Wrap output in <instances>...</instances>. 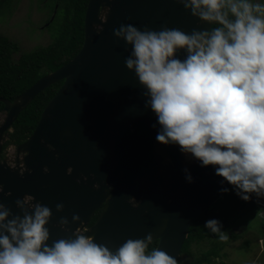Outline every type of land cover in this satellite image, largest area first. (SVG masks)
<instances>
[{
	"label": "water",
	"instance_id": "water-1",
	"mask_svg": "<svg viewBox=\"0 0 264 264\" xmlns=\"http://www.w3.org/2000/svg\"><path fill=\"white\" fill-rule=\"evenodd\" d=\"M121 24L189 33L214 26L193 17L176 0H88L78 53L14 100L0 98V203L10 210L3 224L22 218L15 202L31 196L24 211L31 213L30 205L36 202L51 210L49 246L75 238L77 232L114 252L127 239L152 234L149 244L156 243L155 248L178 263L194 220L232 186L225 182L229 190L222 192L223 178L213 167L202 168L186 160L178 146L157 142L156 117L145 107L135 74L126 68L131 48L114 37ZM60 81L32 134L15 147L16 155L2 157L18 115ZM185 169L193 182L185 179ZM58 203L64 205L63 212L56 211ZM73 213L83 223L73 222ZM61 217L69 221L64 228ZM4 231L0 226V233Z\"/></svg>",
	"mask_w": 264,
	"mask_h": 264
},
{
	"label": "clouds",
	"instance_id": "clouds-1",
	"mask_svg": "<svg viewBox=\"0 0 264 264\" xmlns=\"http://www.w3.org/2000/svg\"><path fill=\"white\" fill-rule=\"evenodd\" d=\"M211 29H138L121 24L114 37L131 48L125 60L143 89L145 107L156 117V140L178 146L200 167H213L243 201L264 197V0H176ZM107 16V10L104 13ZM183 52L184 58L179 54ZM48 171L47 168L44 169ZM185 179L193 182L188 169ZM4 189L0 185V192ZM31 201L33 197L25 198ZM3 224L10 210L0 203V264H177L154 248L152 234L127 239L114 252L91 236L74 233L48 245L51 210L40 202ZM63 212L64 205L56 204ZM72 221H79L73 213ZM69 224L61 217L59 225ZM204 227L221 240L228 235L213 218ZM67 230V229H65Z\"/></svg>",
	"mask_w": 264,
	"mask_h": 264
},
{
	"label": "trees",
	"instance_id": "trees-1",
	"mask_svg": "<svg viewBox=\"0 0 264 264\" xmlns=\"http://www.w3.org/2000/svg\"><path fill=\"white\" fill-rule=\"evenodd\" d=\"M4 1L1 0L0 5L3 6ZM87 3L88 0H57L58 9L56 10L55 18L60 24L59 33L51 44L32 52L23 53L17 60L13 59V55L17 51V45L7 37L0 35V98L10 101L14 100L41 77L61 68L78 53L84 38L83 23ZM62 83L63 81H60L44 89L18 115L11 127V131L8 133V140L2 149L7 147L8 144L18 145L32 134L45 105ZM3 107L4 104L0 102V112ZM233 193L235 192L231 188L221 199L194 220L181 248L177 264H181V256L191 255L192 244L199 243L215 235L204 227L205 222L209 219L215 218L219 220L223 225L222 230L231 232L232 239L238 237L239 231L232 230L233 226L227 223L226 216L219 210L222 202L229 199ZM254 195L256 196V194ZM238 204H240L239 199L235 201V205ZM230 212L234 213L235 210L231 209ZM97 214L90 224L95 221ZM155 244H149L147 251L151 252L155 248ZM217 252L218 248L202 253L188 264H206L211 255L218 258Z\"/></svg>",
	"mask_w": 264,
	"mask_h": 264
},
{
	"label": "rangeland",
	"instance_id": "rangeland-1",
	"mask_svg": "<svg viewBox=\"0 0 264 264\" xmlns=\"http://www.w3.org/2000/svg\"><path fill=\"white\" fill-rule=\"evenodd\" d=\"M42 1L5 0L4 5H0V35L17 45L14 60L23 53L46 47L59 33L60 24L55 18L57 0H49L45 4ZM8 146L11 147L7 148V154L12 158L13 147L11 144ZM186 160L193 159L188 157ZM237 199L240 204L235 205ZM231 209L235 212H230ZM219 210L226 216L227 223L233 226L232 230L239 231L238 237L232 239L231 232L222 230L228 235L227 240L221 241L213 235L192 244L191 255L181 256V264H188L202 253L217 248L218 258L211 255L206 264H264V197L251 194L249 201H243L233 193L222 202Z\"/></svg>",
	"mask_w": 264,
	"mask_h": 264
},
{
	"label": "flooded vegetation",
	"instance_id": "flooded-vegetation-1",
	"mask_svg": "<svg viewBox=\"0 0 264 264\" xmlns=\"http://www.w3.org/2000/svg\"><path fill=\"white\" fill-rule=\"evenodd\" d=\"M49 0H46V2H45V0H43L42 1V4H45V3H47ZM56 6H58L57 4H55ZM8 140V139H7ZM6 143V142H5ZM4 143V144H5ZM3 144V145H4ZM8 147H11V146H7V147H5L4 149H2V157H9V154H7V148ZM12 147H14V149L12 150V156H14V155H16V151H15V147H17V145H12ZM3 148V147H2ZM98 215V214H97ZM96 216V214L92 217V219L90 220V222L93 220V218ZM97 218V217H96ZM96 220V219H95ZM90 222L88 223V225L86 226L87 228H89V226H91L93 223H91L90 224Z\"/></svg>",
	"mask_w": 264,
	"mask_h": 264
}]
</instances>
